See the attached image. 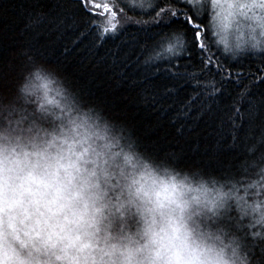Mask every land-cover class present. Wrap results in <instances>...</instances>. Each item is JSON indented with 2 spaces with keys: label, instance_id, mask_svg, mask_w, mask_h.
<instances>
[{
  "label": "clouds",
  "instance_id": "9594fccd",
  "mask_svg": "<svg viewBox=\"0 0 264 264\" xmlns=\"http://www.w3.org/2000/svg\"><path fill=\"white\" fill-rule=\"evenodd\" d=\"M232 193L141 151L46 65L0 91V264H249ZM250 199L264 218V183Z\"/></svg>",
  "mask_w": 264,
  "mask_h": 264
},
{
  "label": "trees",
  "instance_id": "16d2710c",
  "mask_svg": "<svg viewBox=\"0 0 264 264\" xmlns=\"http://www.w3.org/2000/svg\"><path fill=\"white\" fill-rule=\"evenodd\" d=\"M11 2L16 5V9H10V12L18 14L10 21V34L19 33L24 29L26 12L47 11L52 4V0ZM116 2L124 11H118L119 27L115 36L109 35L101 42L96 38L95 25L81 22L77 27L67 28L63 36L56 37L55 58H51L50 62L44 65L55 69L61 79L69 82L83 100L101 107L107 115L130 130L131 139L141 151H148L158 157L167 156L181 168L200 169L206 174L220 178L233 189V205L239 213L238 227L247 228L249 232L255 228L259 232L264 227L261 222L264 218L258 217L252 210L253 202L250 199L252 190H258L260 184L264 183V159L259 147V135L254 136L255 149H248L244 153H241L240 149L218 151L216 131H222L227 142L231 143L228 116H234L236 108L244 113L249 102L258 100L260 94L264 93V83L261 82L264 80V57L259 54L261 45L255 48L244 45L239 49H228L219 40L215 28H212L208 41L210 52L202 53L198 47L193 49L189 44L186 50L177 49V55L171 56L163 51V47H167V41L162 48L157 49L164 58L157 65L159 71L156 76L164 75L169 68L179 71L188 80L185 85L186 94H191L194 89L205 97L212 93L214 107L220 109L224 117L223 125L219 120L213 127L200 123L195 132H185L181 136L176 131L179 121L173 123L170 119L175 117V109L163 116L150 111L139 95V88L114 74L108 67L111 52L118 48L123 50L127 47L124 42L131 41L133 37L138 43L132 53V59L140 55L142 60V50L151 51L154 41L159 39L158 34L172 36L174 30L181 25L171 23L164 14L156 17V12L159 11L157 5H172H166L165 0ZM32 5L39 7L34 9ZM200 15L204 18L201 32L207 33L209 28L205 25H211L213 16L210 5L207 13L201 12ZM85 16L104 22V18L95 16V13L85 12ZM179 19L182 24L183 16ZM196 23L200 21L197 20ZM190 27L191 25H187L184 29L188 41L192 37V32L188 31ZM172 43H176L174 38ZM93 44L96 46L93 47ZM129 51L131 53V48ZM19 78L20 75L17 80ZM113 98H119V101L113 104ZM180 120H183V117ZM255 203L258 209L259 202Z\"/></svg>",
  "mask_w": 264,
  "mask_h": 264
},
{
  "label": "snow or ice",
  "instance_id": "6c2138e0",
  "mask_svg": "<svg viewBox=\"0 0 264 264\" xmlns=\"http://www.w3.org/2000/svg\"><path fill=\"white\" fill-rule=\"evenodd\" d=\"M166 5H157L159 11L156 17L162 14L167 16L171 23L180 24L181 27L174 30L172 36H166L163 33L158 34L159 39L154 41V47L151 51H143V59L137 55L132 59V53L138 43L135 37L131 41H125L123 50L117 49L111 52L109 56L108 67L123 80L130 81L132 85L139 88L141 96L147 108L150 111L160 113L161 116L167 114L170 110L175 109V117L170 118L173 123L179 121L176 131L183 136L185 132L193 133L200 127V123L206 127H213L219 120L221 125L224 124V117L220 109L214 107L215 100L213 94L209 93L207 97L195 89L191 94L187 93L185 85L188 83L187 77L179 71L166 70L162 76H156L159 71L157 65L162 56L158 48H162L167 41V47H163L165 53L171 56L177 55V49L186 50L190 44L193 49L199 48L201 52L211 51L209 46V36L211 29L217 31L227 27L226 19L231 16L237 9H255L259 7L264 13V0L259 4L245 5H222L217 0H211L213 10L211 25H205L209 28L207 33L201 32V24H204V18L200 15L209 10V4L203 0H165ZM179 5V6H177ZM34 9L38 5H32ZM10 9H16V5L11 0H0V91L8 92L12 89L17 77L21 74L23 68L31 65L37 66L50 62L55 58L58 36H63L69 27H77L81 22L86 25H95L97 36L101 42L109 35L115 36L118 32L119 20L118 11L123 12L116 0H52L51 6L47 11L34 10L25 14L24 29L15 34H10V21H13L18 12H10ZM227 10V11H226ZM87 13H95L97 17H103L101 23L94 20ZM183 16V23L179 17ZM252 19L258 21L260 32L256 28L249 30L247 35L250 36L249 43L252 48L257 46L259 35L262 39L260 55L264 57V14L259 17L253 16ZM199 20L200 23H196ZM159 24V21H157ZM187 25H191L188 31L192 32L191 40L186 39L187 32L184 31ZM85 33H81L84 35ZM176 43H172V39ZM215 43V41H213ZM93 47L96 45L93 44ZM241 45L235 44L238 48ZM131 48V53L129 51ZM209 57V62H210ZM37 79H44L46 83H51L46 77H41L40 73L36 74ZM156 76L155 79L153 77ZM264 83V80L261 81ZM215 91V89L213 90ZM119 98H113L115 104ZM195 113V114H193ZM183 117V120L180 118ZM231 143L222 131H216L217 150L231 151L240 149L241 153L248 149L256 148L254 136L259 135L260 150L262 159H264V93L260 94L259 99L249 102V106L244 113L239 108L235 109V115L228 116ZM199 122V123H198ZM252 134V138H250ZM225 141L221 143V141ZM243 233V241L249 264H264V227L259 232L255 228L251 232L247 228L239 229Z\"/></svg>",
  "mask_w": 264,
  "mask_h": 264
},
{
  "label": "rangeland",
  "instance_id": "374dc122",
  "mask_svg": "<svg viewBox=\"0 0 264 264\" xmlns=\"http://www.w3.org/2000/svg\"><path fill=\"white\" fill-rule=\"evenodd\" d=\"M203 2L209 3L211 7V0H203ZM217 3L226 5V4H233V5H245V4H259L261 3V0H217ZM212 14L213 10L211 8ZM227 11V10H226ZM262 13L261 9L259 7L255 9H237L235 12L229 16L225 23L227 24V27L224 29H220L217 31L215 29V32L219 38V40L224 44L225 47L228 49H236L234 47L235 44L239 43L242 45H248L251 46L249 43L250 36L247 35L250 29L256 28L257 33H259L261 30L258 25V21L255 19H252L253 16L259 17ZM262 38L258 35L257 36V46L260 45L259 41Z\"/></svg>",
  "mask_w": 264,
  "mask_h": 264
},
{
  "label": "bare ground",
  "instance_id": "6f19581e",
  "mask_svg": "<svg viewBox=\"0 0 264 264\" xmlns=\"http://www.w3.org/2000/svg\"><path fill=\"white\" fill-rule=\"evenodd\" d=\"M242 46H244V45H242ZM242 46L238 47L237 49L241 48Z\"/></svg>",
  "mask_w": 264,
  "mask_h": 264
}]
</instances>
